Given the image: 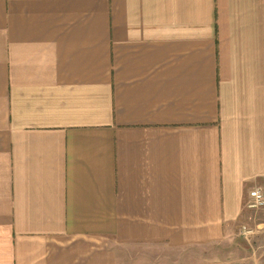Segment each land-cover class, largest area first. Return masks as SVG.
Listing matches in <instances>:
<instances>
[{"label": "crops", "instance_id": "1", "mask_svg": "<svg viewBox=\"0 0 264 264\" xmlns=\"http://www.w3.org/2000/svg\"><path fill=\"white\" fill-rule=\"evenodd\" d=\"M255 187L264 0H0V264L250 261Z\"/></svg>", "mask_w": 264, "mask_h": 264}, {"label": "rangeland", "instance_id": "2", "mask_svg": "<svg viewBox=\"0 0 264 264\" xmlns=\"http://www.w3.org/2000/svg\"><path fill=\"white\" fill-rule=\"evenodd\" d=\"M253 210V209H250ZM244 231H249V228H245L244 226L236 228L234 230V234L230 237L228 241H225L223 245L220 247L221 251H225L226 253L230 254V258L228 264H264V251L261 250L260 253L256 254V257H253L248 261L246 256H244L240 249V242H243L241 239L242 233ZM249 247L252 246L249 250L256 251L254 249V243L248 245Z\"/></svg>", "mask_w": 264, "mask_h": 264}, {"label": "built area", "instance_id": "3", "mask_svg": "<svg viewBox=\"0 0 264 264\" xmlns=\"http://www.w3.org/2000/svg\"><path fill=\"white\" fill-rule=\"evenodd\" d=\"M249 198L247 201L248 209H261L264 207V193L260 187H255L249 191ZM247 232V231H245ZM249 232V231H248Z\"/></svg>", "mask_w": 264, "mask_h": 264}]
</instances>
